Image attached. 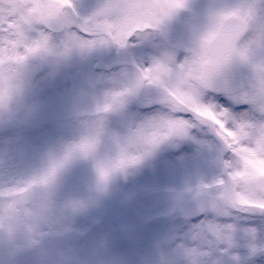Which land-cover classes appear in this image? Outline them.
Returning a JSON list of instances; mask_svg holds the SVG:
<instances>
[{
  "label": "rangeland",
  "instance_id": "1",
  "mask_svg": "<svg viewBox=\"0 0 264 264\" xmlns=\"http://www.w3.org/2000/svg\"><path fill=\"white\" fill-rule=\"evenodd\" d=\"M200 1L206 10L201 13L206 20L203 32L214 14L242 5L252 6L256 16L242 43L258 37L264 25V0ZM74 2L78 10L87 9L86 15L104 3ZM25 3L0 0V17L23 20ZM153 34L154 30L135 35L142 41V53L150 50ZM58 39H50V49L33 53L28 61L11 58L17 65L9 78L11 97L0 105V190L59 167L49 184L34 189L36 200L24 207L29 223L11 237L0 228L2 256L12 259L0 264H264V252L252 251L264 249V216L244 217L217 209L186 221L177 213L196 193L219 195L216 184L222 177L219 164L215 166L216 150L204 148L201 136L186 143L169 138V146L159 143L137 164L101 180L99 169L119 157L130 133L172 115L143 112L137 114L141 119H132L124 110L112 118L110 110L102 109L119 82L106 89L110 83L105 77L92 74L93 53L108 45L62 55L56 51ZM262 61L264 46L257 44L247 61L236 64L256 83L254 68ZM56 72L60 73L55 76ZM256 114L264 115L258 110ZM93 137L92 152L76 150ZM209 224L232 225L229 240L221 243L204 231Z\"/></svg>",
  "mask_w": 264,
  "mask_h": 264
},
{
  "label": "snow or ice",
  "instance_id": "2",
  "mask_svg": "<svg viewBox=\"0 0 264 264\" xmlns=\"http://www.w3.org/2000/svg\"><path fill=\"white\" fill-rule=\"evenodd\" d=\"M183 6L184 0H105L94 13L81 16L74 0H27L21 8L23 20L19 16L0 17L3 21L0 22V57L13 62L11 58L24 60L33 53L48 50L49 33L57 30L67 33L60 44L62 50L58 52L62 55L77 48L126 47L133 36L159 28ZM211 21L212 27L200 38L190 63L184 61L176 65L175 71L167 62H156L141 69L127 92L113 94L104 105L102 111L107 112L129 92L147 84L164 90L165 103L172 117L159 119L130 133L119 157L111 166L99 169L100 178L106 181L111 173L137 164L150 149L174 135H187L190 125L182 117L191 114L193 125L213 128L231 154V160L225 164L226 177L216 184L219 195L213 211L219 209L232 215L258 213L264 216V125L235 122L230 119L227 109L205 104L203 96L193 93L194 105L219 114L225 128L229 122L234 124L225 134L220 127L199 120L190 109L179 107L171 100L173 90L168 87V82L174 75L183 82L195 79L206 91L227 66L236 61H247L257 44L264 46V25L259 28L258 37L253 36L246 45L242 44L245 34L256 21L252 6L242 5L216 13ZM254 71L257 73L256 83L246 99L264 113V67L256 65ZM9 78L7 75L0 78L4 85L5 103L11 97ZM95 144L93 137L82 142L76 150L88 154L94 150ZM56 167L59 165L21 186L0 190V228H4L10 237L17 228L29 223L28 214L24 211L29 194L37 186L49 184ZM203 230L224 243L229 240L233 226L209 224ZM252 251L255 254L264 252V249L253 248Z\"/></svg>",
  "mask_w": 264,
  "mask_h": 264
},
{
  "label": "flooded vegetation",
  "instance_id": "3",
  "mask_svg": "<svg viewBox=\"0 0 264 264\" xmlns=\"http://www.w3.org/2000/svg\"><path fill=\"white\" fill-rule=\"evenodd\" d=\"M186 1H188L189 4H184L183 7L175 10L160 27L157 28L159 31L154 30V34L149 41V47L151 48L148 52L142 53L140 51L142 41H137L135 36L129 40L126 47H117L113 45V50L111 51V46L108 45L107 48L94 52V61L92 65L100 56L104 57L102 64L106 69L95 73L104 76L105 83L111 84H107L106 89L112 88L113 81H118L119 84L113 87L115 93L121 91L127 92L139 70L142 69L141 65L144 61H146V68H148L156 62H167L172 66H176L182 64L188 58V55L197 46L198 41L202 37L201 34L204 33L202 30L204 25L203 22L206 20H203L201 13L206 10L200 0ZM186 1L184 3H186ZM25 2H27V0H25ZM144 37L145 41H147L146 36ZM242 44L246 45L247 43L243 42ZM100 47L103 48V46ZM129 49H132V51ZM112 65L113 67L109 68ZM251 79L250 76V80ZM254 85L255 83H253L252 89ZM251 91L252 90L243 89L236 94L225 96L227 99H230L229 101L227 100L228 102H225L227 110L230 113V119L235 122H245L255 126L264 125V115L256 114L257 110L260 111L259 107L246 99L248 93ZM135 95H138L141 103L147 104L153 99L163 97L165 93L161 88L147 84L143 85L125 95L117 105L119 106L118 109L110 110L108 114L116 113L119 115L120 112L125 110L128 117L137 118V114L140 113L142 109L135 105L133 101ZM159 109H164L171 113L166 104L156 105L150 110L143 111L151 112L158 111ZM182 118L186 124L190 125L187 130V135L177 134L172 136L169 140L173 142L174 140L190 141L194 139L195 136H201L200 139L203 140L204 148L211 151V146H213L216 150V157L218 158H216L215 166L219 164L220 170L226 173L225 164L231 160V154L227 151L224 144H221L207 127H200L198 124L193 125V121L188 116L183 115ZM200 132H202L205 137H203ZM169 140H165L161 143L164 146H169ZM165 142H167V144H165ZM215 197L217 198L218 196ZM2 244L3 242H0V263H7L12 259L9 255H7L8 260L2 256ZM21 253V251L17 252V256H20Z\"/></svg>",
  "mask_w": 264,
  "mask_h": 264
},
{
  "label": "clouds",
  "instance_id": "4",
  "mask_svg": "<svg viewBox=\"0 0 264 264\" xmlns=\"http://www.w3.org/2000/svg\"><path fill=\"white\" fill-rule=\"evenodd\" d=\"M212 27V21L210 19L208 26L206 30L204 31L202 37L207 34V32L211 29ZM264 27V26H262ZM200 41V40H199ZM199 41L197 46L192 50V52L188 55V58L185 60L188 63L191 62L193 58V52L195 49L198 48ZM62 49L60 46L58 49H56L57 52L61 51ZM31 57L27 58V61ZM187 66V65H186ZM257 66L264 67V61L260 62ZM174 71L176 70V66H172ZM17 68V65L13 62H11L10 59H4L0 57V78L4 76H10L12 74V71ZM257 73L255 72V77ZM168 87L173 90L171 94V100L172 102L179 106V107H184L190 109L191 112L195 114V117H197L199 120L220 127L222 131L227 134V129L228 128H233L234 124L232 122H229L227 125V128H225L222 124L223 118L214 112H211L203 107H201L198 104L194 105V100H193V93H197L201 96L205 94V90L200 87L199 83L195 79H188L187 82L179 81L176 79L175 75L170 79L168 82ZM4 102V85L2 80H0V105H2ZM0 111H3V108L0 107Z\"/></svg>",
  "mask_w": 264,
  "mask_h": 264
},
{
  "label": "water",
  "instance_id": "5",
  "mask_svg": "<svg viewBox=\"0 0 264 264\" xmlns=\"http://www.w3.org/2000/svg\"><path fill=\"white\" fill-rule=\"evenodd\" d=\"M247 78L240 74L236 68L230 64L227 66L220 77L207 89L212 93H232L238 90L241 86H247ZM164 99L156 100L154 103L163 102ZM191 115V114H190ZM194 118V117H193ZM210 127V126H209ZM211 128V127H210ZM213 133L215 131L211 128ZM216 135V134H215ZM217 136V135H216ZM34 198V191L29 194V203ZM216 206V201L207 194H198L191 200L178 208V213L182 214L185 219H192L201 216L207 211H213Z\"/></svg>",
  "mask_w": 264,
  "mask_h": 264
},
{
  "label": "bare ground",
  "instance_id": "6",
  "mask_svg": "<svg viewBox=\"0 0 264 264\" xmlns=\"http://www.w3.org/2000/svg\"><path fill=\"white\" fill-rule=\"evenodd\" d=\"M214 99H215V97L213 95L207 93L206 95L203 96L202 102L205 104H211L213 106L220 107L217 104H215Z\"/></svg>",
  "mask_w": 264,
  "mask_h": 264
}]
</instances>
